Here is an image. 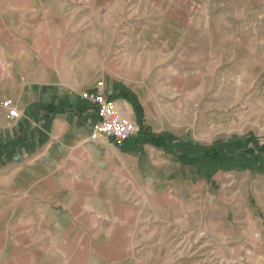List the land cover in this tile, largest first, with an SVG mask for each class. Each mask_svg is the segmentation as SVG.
Listing matches in <instances>:
<instances>
[{
    "label": "crops",
    "instance_id": "crops-1",
    "mask_svg": "<svg viewBox=\"0 0 264 264\" xmlns=\"http://www.w3.org/2000/svg\"><path fill=\"white\" fill-rule=\"evenodd\" d=\"M87 27V0H0V264H168L160 225L183 215L181 153L140 132L121 148L90 138L83 92L138 116L132 81L62 74L63 48L85 47Z\"/></svg>",
    "mask_w": 264,
    "mask_h": 264
},
{
    "label": "rangeland",
    "instance_id": "rangeland-1",
    "mask_svg": "<svg viewBox=\"0 0 264 264\" xmlns=\"http://www.w3.org/2000/svg\"><path fill=\"white\" fill-rule=\"evenodd\" d=\"M87 18L63 75L132 81L138 125L174 131L164 137L182 157L228 158L183 161V215L160 225L162 257L264 264V163L242 152L247 135L264 136V0H87Z\"/></svg>",
    "mask_w": 264,
    "mask_h": 264
},
{
    "label": "built area",
    "instance_id": "built-area-1",
    "mask_svg": "<svg viewBox=\"0 0 264 264\" xmlns=\"http://www.w3.org/2000/svg\"><path fill=\"white\" fill-rule=\"evenodd\" d=\"M81 97L95 106L97 120L91 127L90 138L95 141H111L121 148L139 131V125L128 118L122 117L116 108L112 98L102 91H86ZM6 108L9 118L18 117V111L11 100L1 103Z\"/></svg>",
    "mask_w": 264,
    "mask_h": 264
},
{
    "label": "trees",
    "instance_id": "trees-1",
    "mask_svg": "<svg viewBox=\"0 0 264 264\" xmlns=\"http://www.w3.org/2000/svg\"><path fill=\"white\" fill-rule=\"evenodd\" d=\"M136 110L139 113V105L134 102ZM139 141L142 143H151L156 146H160L166 150H171L169 143L170 141L162 135L151 133L150 129L142 124V121L139 122ZM243 154H246L250 157V160H247V163H257L258 167H262L264 163V136L261 138H256L251 135H247L244 138V148L242 150ZM207 158V160H205ZM182 160L187 164L193 165H205L207 162L213 163L219 161L222 163H227L228 158L223 154V149L219 148L218 150H211L208 154L202 157L196 156H183Z\"/></svg>",
    "mask_w": 264,
    "mask_h": 264
}]
</instances>
